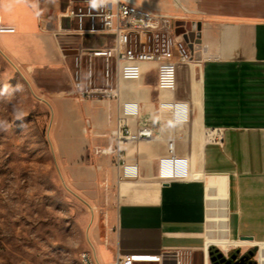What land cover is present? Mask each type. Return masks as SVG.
<instances>
[{
    "label": "crops",
    "instance_id": "crops-1",
    "mask_svg": "<svg viewBox=\"0 0 264 264\" xmlns=\"http://www.w3.org/2000/svg\"><path fill=\"white\" fill-rule=\"evenodd\" d=\"M83 3L0 0V23L16 27L15 33L0 34L10 53L0 46L27 70L48 75L65 72L73 87L77 67L70 56H63L56 32L68 6ZM135 3L200 21V58L178 65L174 90L157 87L155 78L147 83L146 77L153 75L148 72L139 80L122 82L121 103L117 98L65 99L64 120L71 124L64 132L78 138L74 146H67L72 156L65 161L78 162L92 148L115 146L111 132L119 118L132 130L151 127L155 137L123 144L119 163L109 154L95 156L98 170L111 166L106 183L116 192L111 226L95 243L97 255L104 262H112L117 252L157 262L167 253L182 260L184 254L202 252L204 264L205 251L209 259V249L215 245L205 250L209 240L231 242L242 236L264 240V0ZM75 37L77 45L81 38ZM90 40L107 41L98 36ZM96 58L99 83L102 72ZM85 66L83 61V71ZM51 95L53 108L62 116L60 93ZM161 100L186 102L189 117L173 121L168 109L159 110ZM127 101L139 103L137 115L122 117V104ZM90 123L91 131L85 133L83 128ZM215 128L222 130L221 141L208 138ZM171 139L175 153L189 159L187 176L160 175L158 160L169 155ZM126 165L136 166L137 174H126ZM234 247L239 245L221 248Z\"/></svg>",
    "mask_w": 264,
    "mask_h": 264
},
{
    "label": "rangeland",
    "instance_id": "rangeland-1",
    "mask_svg": "<svg viewBox=\"0 0 264 264\" xmlns=\"http://www.w3.org/2000/svg\"><path fill=\"white\" fill-rule=\"evenodd\" d=\"M57 36L63 50L77 46L75 36L66 32ZM83 42L94 44L90 39ZM0 43L10 53L7 44L1 39ZM2 47L0 264H82L80 253L90 250L100 237L104 239L111 226V210L116 203L115 186L106 183L111 166L98 170L95 156L99 154L93 148L86 159L82 156L78 162L65 161L72 156L67 146H74L78 140L75 133L64 132L71 122L64 120L68 104L63 101L74 99L69 76L65 72L48 75L27 70ZM76 55L63 52L75 66L80 56ZM95 64L102 72L104 58L97 57ZM153 80V75L146 77L147 83ZM53 92L61 95L63 117L53 108ZM182 264H203V253L184 254Z\"/></svg>",
    "mask_w": 264,
    "mask_h": 264
},
{
    "label": "built area",
    "instance_id": "built-area-1",
    "mask_svg": "<svg viewBox=\"0 0 264 264\" xmlns=\"http://www.w3.org/2000/svg\"><path fill=\"white\" fill-rule=\"evenodd\" d=\"M83 4L74 7L70 4L62 14L69 19V26L60 22L56 35L66 32L78 36L81 41L77 50L74 85L71 90L76 101L117 98L121 103V84L124 80H139L146 73L153 72L157 87L174 90L177 85V69L180 63L196 62L195 49L190 48L183 35L176 34L177 20H186L158 10L145 9L135 0H83ZM16 27L0 23V34L15 33ZM104 37L106 43L85 45V38ZM87 59H83V56ZM81 57V58H80ZM104 58L101 81L95 76L93 58ZM85 61V70L82 63ZM159 110L168 109L173 121L186 120L190 108L186 102L161 100ZM139 112V103L127 101L122 104V117L135 116ZM92 124H85L83 131L90 133ZM111 134L115 137L113 147L94 148L96 154H111L122 160V146L131 140L151 139L155 137L151 127L132 130L119 118ZM222 130L209 131L208 138L221 141ZM169 155L158 160L160 175L166 179L188 175L189 159L175 153L174 140H169ZM125 173L136 175V166L126 165ZM82 264H135L144 262L142 256L117 252L112 262H104L97 255L95 246L80 253ZM160 264L167 262L182 264L175 253L159 257Z\"/></svg>",
    "mask_w": 264,
    "mask_h": 264
},
{
    "label": "flooded vegetation",
    "instance_id": "flooded-vegetation-1",
    "mask_svg": "<svg viewBox=\"0 0 264 264\" xmlns=\"http://www.w3.org/2000/svg\"><path fill=\"white\" fill-rule=\"evenodd\" d=\"M209 252L210 264H258L259 253L256 245L246 249L237 247L228 252L214 245Z\"/></svg>",
    "mask_w": 264,
    "mask_h": 264
},
{
    "label": "water",
    "instance_id": "water-1",
    "mask_svg": "<svg viewBox=\"0 0 264 264\" xmlns=\"http://www.w3.org/2000/svg\"><path fill=\"white\" fill-rule=\"evenodd\" d=\"M61 23L64 27H68L69 26V19L68 18H62L61 19ZM176 24V34L177 35H183L185 40L187 42H190V48L191 49H195V57L197 59L200 58V45L198 43V39L201 36V27H202V23L200 21H192V20H177L175 22ZM64 54H74L77 52V50L75 49H69L63 50ZM242 239H253V237L251 236H242ZM212 247V246H211ZM210 247V249H211ZM209 249V250H210ZM211 253V252H209ZM208 253V254H209ZM211 261V259H210Z\"/></svg>",
    "mask_w": 264,
    "mask_h": 264
},
{
    "label": "bare ground",
    "instance_id": "bare-ground-1",
    "mask_svg": "<svg viewBox=\"0 0 264 264\" xmlns=\"http://www.w3.org/2000/svg\"><path fill=\"white\" fill-rule=\"evenodd\" d=\"M212 244L221 246V247H228L231 245H239V246H248V245H256L258 246V253H259V263L264 264V240L261 241H254L253 239H242L237 241H224V240H209L206 242L205 250L210 247ZM204 264H210L207 252L205 251V258ZM182 263V262H181ZM176 264V263H175Z\"/></svg>",
    "mask_w": 264,
    "mask_h": 264
}]
</instances>
